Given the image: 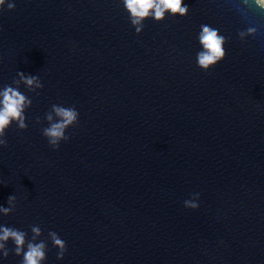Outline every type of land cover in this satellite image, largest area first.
I'll list each match as a JSON object with an SVG mask.
<instances>
[{
	"label": "water",
	"instance_id": "1",
	"mask_svg": "<svg viewBox=\"0 0 264 264\" xmlns=\"http://www.w3.org/2000/svg\"><path fill=\"white\" fill-rule=\"evenodd\" d=\"M14 2L0 10V88L31 105L0 146V225L26 234L23 251L42 242L40 264H264V6L183 0L186 14L137 33L122 0ZM203 25L226 53L207 70ZM53 104L79 111L58 148L42 135ZM3 243L0 264H22Z\"/></svg>",
	"mask_w": 264,
	"mask_h": 264
},
{
	"label": "clouds",
	"instance_id": "2",
	"mask_svg": "<svg viewBox=\"0 0 264 264\" xmlns=\"http://www.w3.org/2000/svg\"><path fill=\"white\" fill-rule=\"evenodd\" d=\"M257 2L264 6V0H257ZM123 7L130 15L131 23L135 31H141L142 22L145 18L152 16L159 20L164 16L166 10L173 14H186L188 6L183 4V0H122ZM8 9L15 8L14 0H0V10L4 7ZM200 42L204 47V51L197 54V64L201 68L207 70L211 65H214L225 56L223 47L224 37L219 36L216 29L210 28L208 25H203L200 34ZM17 75L29 86L36 84L43 87L37 74L25 73L18 71ZM31 105V99L26 97L18 88L12 87L10 84H5L0 88V146H5L7 141L3 139L8 128L11 127L13 121H16L17 126L26 128L25 123V108ZM52 110L58 120L53 121L52 113L47 115V120L50 122L49 126L43 129L42 135L47 138L48 143L53 148H58L61 141H67L69 136L66 134V129L76 123L79 119V111L76 107L52 105ZM15 199L14 195H9L7 200L10 202ZM184 206L189 208H197L199 204L190 200L184 201ZM0 211L7 214L10 208L0 205ZM33 232L39 233V228L34 227ZM25 233L15 228H10L0 225V249H4L3 242L7 241L9 237L14 239L16 244L15 251L20 254L23 251L22 246L25 243ZM53 243L58 245L61 251L57 258L63 259L66 252V241L60 237L57 232H52ZM44 244H28V250L23 251L22 264H40L44 259L45 253L43 251ZM4 255H7L5 249Z\"/></svg>",
	"mask_w": 264,
	"mask_h": 264
}]
</instances>
